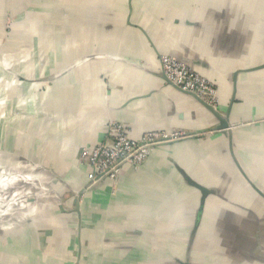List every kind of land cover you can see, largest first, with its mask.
<instances>
[{"label":"crops","instance_id":"0c3cea01","mask_svg":"<svg viewBox=\"0 0 264 264\" xmlns=\"http://www.w3.org/2000/svg\"><path fill=\"white\" fill-rule=\"evenodd\" d=\"M161 54L216 85L229 133L84 190L80 150L113 121L133 139L217 126ZM3 60L24 83L0 86V170L33 196L0 227V264H264V0H0Z\"/></svg>","mask_w":264,"mask_h":264},{"label":"built area","instance_id":"2783aa9c","mask_svg":"<svg viewBox=\"0 0 264 264\" xmlns=\"http://www.w3.org/2000/svg\"><path fill=\"white\" fill-rule=\"evenodd\" d=\"M0 65L5 72L9 71V63L7 64L5 60L1 61ZM159 66L161 73L180 92L195 94L202 101L218 109L220 104L217 87L200 73L175 57L165 54L159 55ZM14 83L22 84L24 79L19 76L8 79L0 76V86L13 85ZM34 83L36 82H32V85ZM213 132L215 131L208 130L197 133L176 130L150 131L138 139H133L129 136V131L125 125L113 121L108 125L103 141L92 147H82L80 150L79 160L89 170L88 185L84 190H90L106 180L115 185L120 179L121 170L124 166L128 165L134 171L139 170L146 159L159 147L183 139L201 138Z\"/></svg>","mask_w":264,"mask_h":264},{"label":"rangeland","instance_id":"374dc122","mask_svg":"<svg viewBox=\"0 0 264 264\" xmlns=\"http://www.w3.org/2000/svg\"><path fill=\"white\" fill-rule=\"evenodd\" d=\"M29 180V177H13L11 173L0 170V227L10 226L22 207H28L33 196Z\"/></svg>","mask_w":264,"mask_h":264},{"label":"water","instance_id":"95a60500","mask_svg":"<svg viewBox=\"0 0 264 264\" xmlns=\"http://www.w3.org/2000/svg\"><path fill=\"white\" fill-rule=\"evenodd\" d=\"M162 74V79H164L166 81L167 84H169L170 86H172L173 88H175L176 90L177 87L174 85H171V83L169 82V80L167 79V77ZM179 91V90H178ZM183 93V92H182ZM191 97H193L198 103L199 105H201V107H203L205 110H207L216 120L217 122V126L214 128L215 132L218 133H222V134H226L229 133L230 129H231V125L229 123V111H226L225 113H222L219 111V109H216L214 107H212L211 105L207 104L206 102L202 101L197 95L192 94V93H185ZM191 186L195 187L196 189L200 190L201 192V204H203V197L208 194V191H206L205 189H203L202 187H200L199 185H197L196 183H190Z\"/></svg>","mask_w":264,"mask_h":264}]
</instances>
